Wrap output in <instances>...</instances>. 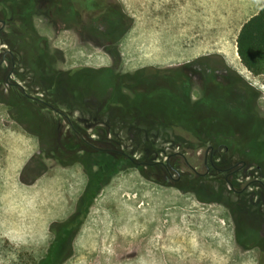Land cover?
Wrapping results in <instances>:
<instances>
[{"label": "rangeland", "instance_id": "374dc122", "mask_svg": "<svg viewBox=\"0 0 264 264\" xmlns=\"http://www.w3.org/2000/svg\"><path fill=\"white\" fill-rule=\"evenodd\" d=\"M113 1L131 20L115 43L101 38H79L65 27L52 25L45 11L34 12L35 31L44 40L48 53L55 57L53 66L62 71L110 67L109 51L114 44L120 54V63L114 68L119 72H134L144 67H179L216 54L233 67L222 52L229 46L236 49L238 27L209 26L210 12L182 10L178 0ZM6 46L0 43V51ZM239 64L242 74L232 69L261 93L259 105L264 113V76L254 77L240 61ZM3 69L8 72L10 65L5 63ZM192 76L193 95H196L201 76ZM45 79L48 81L50 77ZM9 81L24 88L28 82L27 77L21 79L16 75ZM51 81L57 96L64 98V104L81 105L83 100L67 88L66 81ZM32 94L41 99L43 92L34 89ZM12 109L0 104V264H35L45 250L43 232L47 231L48 221L54 215L63 216L66 211H72L74 201L68 199L74 200L82 193L84 182L81 178L69 188L70 177L64 172H53L32 187L19 182L20 170L37 148L13 122ZM63 127L67 131L65 124ZM208 149L184 156L202 172L201 157ZM134 157L139 160L138 155ZM166 157L155 161L165 162ZM216 160L218 155L214 153L213 162ZM170 162L186 170L182 160L178 165L175 160ZM149 178H142L137 169L128 167L112 179L93 203L75 242V255L68 264H258L257 251L243 252L235 245L231 220L221 205L198 203L192 194H182L155 182L162 177ZM251 179L249 169L236 181L245 183ZM68 193L69 198H65Z\"/></svg>", "mask_w": 264, "mask_h": 264}, {"label": "flooded vegetation", "instance_id": "af4514ba", "mask_svg": "<svg viewBox=\"0 0 264 264\" xmlns=\"http://www.w3.org/2000/svg\"><path fill=\"white\" fill-rule=\"evenodd\" d=\"M31 1L35 9L45 11V16L52 25L65 27L79 38H101L105 42L114 43L122 36L125 24H131V20L113 0ZM17 24L16 19L6 20L0 15V43L7 45L5 50L0 51V104L13 108L10 117L33 140L37 148L20 170L19 182L26 187H32L53 172L68 173L69 188H72V184L77 185L81 178L84 182L82 193L76 199L69 198L70 193L68 197L64 196L69 198V201H74L72 211H66L63 216L54 215L53 219L48 221L47 231L43 232L45 250L41 259L49 255L55 257L53 264H68L72 260L75 255V242L96 198L117 174L125 172L128 167L137 169L144 179L150 180L149 176L162 177V180L155 182L175 188L182 194H192L201 204L214 203H208V199L202 195H195V189L204 185L206 178L221 177L226 188H219L218 191L240 211L242 235L246 230L256 234L259 240L249 239L248 245L251 250L257 251L258 255L264 251V171L259 165L235 160L228 155V148L222 145L218 148L219 164L213 162L214 149L209 148L201 157L203 171L200 172L179 153L169 155L165 162H145L143 158L137 160L121 150L99 143L94 126L97 119V101L86 100L85 112H82L79 107L64 104V98L56 97L57 92L51 80L67 82V73L71 70L62 71L53 66L55 57L50 56L47 50L41 57L44 64L35 62L34 56L38 53L34 52L33 35L19 29ZM5 63L10 65V70L6 73L3 69ZM116 63L118 65L120 60ZM12 75L21 79L27 77L26 87L11 83L9 79ZM46 77L50 79L47 81ZM71 80L75 84L77 78L72 77ZM71 86V91L80 90L75 85ZM34 89L43 92L41 99L33 96ZM75 113L78 117H75ZM85 123L89 125L83 126ZM63 124L66 125L67 131H64ZM101 158H104L105 162L98 161ZM170 160H175L177 165L182 160L186 170L176 168V164ZM249 169L252 170V179L243 185H234V180ZM172 174L175 178H172ZM183 183L187 184L186 189L180 190L178 187L183 186ZM214 185H206L202 191H208L212 187L217 189ZM221 206L230 215L227 206ZM232 228L234 231L233 224ZM237 248L243 251L240 247Z\"/></svg>", "mask_w": 264, "mask_h": 264}, {"label": "trees", "instance_id": "16d2710c", "mask_svg": "<svg viewBox=\"0 0 264 264\" xmlns=\"http://www.w3.org/2000/svg\"><path fill=\"white\" fill-rule=\"evenodd\" d=\"M36 10L31 0H0L2 18L16 19L19 29L33 35L34 52L38 53L34 61L42 64L41 57L47 49L33 25ZM109 53L112 59L110 67H82L67 73V88L70 89L71 85L80 89L90 88L77 91L83 100L79 105L82 112H85L86 100L97 101L94 126L99 143L121 150L132 158L138 155L149 162L162 159L164 155L195 154L207 148H213L218 155V148L223 145L235 160L259 165L264 171L261 93L222 59L210 55L179 67H144L132 73H122L114 68L116 61L120 60L114 44ZM236 53L241 65L251 75L264 76V0L260 11L240 28ZM195 74L201 76V82L196 95H193L192 75ZM72 77L77 78L75 84ZM215 164H219L218 160ZM203 183L195 189V195H202L208 203L226 205L234 226V242L243 251H251L248 242L259 240L258 236L248 230L242 235L240 211L218 191L226 188L223 179L210 177ZM233 183L244 184L236 179ZM185 185L183 183L184 187L178 188L184 190ZM206 185H214L217 189L212 187L203 192ZM54 259L49 255L35 264H53ZM258 264H264V251L260 252Z\"/></svg>", "mask_w": 264, "mask_h": 264}, {"label": "crops", "instance_id": "0c3cea01", "mask_svg": "<svg viewBox=\"0 0 264 264\" xmlns=\"http://www.w3.org/2000/svg\"><path fill=\"white\" fill-rule=\"evenodd\" d=\"M262 4L263 0H178L179 8L182 10L210 12L211 20L207 22L209 26L238 27L235 44L240 28L260 11ZM11 240L13 241L12 238Z\"/></svg>", "mask_w": 264, "mask_h": 264}, {"label": "bare ground", "instance_id": "6f19581e", "mask_svg": "<svg viewBox=\"0 0 264 264\" xmlns=\"http://www.w3.org/2000/svg\"><path fill=\"white\" fill-rule=\"evenodd\" d=\"M187 33V32H186ZM188 38V37H187ZM186 39V38H185ZM187 40V39H186ZM221 51V50H220ZM222 54H224L227 58V61L240 73L242 74V70L239 68L240 64H239V59L236 53V49L235 46L233 48H231L230 46L226 49L224 48ZM223 56V55H222ZM224 56V57H225ZM157 59V58H156ZM168 60V59H167ZM232 67V68H233ZM235 70V71H236ZM244 73V72H243ZM246 73V72H245ZM247 77V76H246ZM246 79V78H245ZM248 81V80H247ZM255 85V84H254ZM262 89V88H261ZM264 90V88H263Z\"/></svg>", "mask_w": 264, "mask_h": 264}]
</instances>
